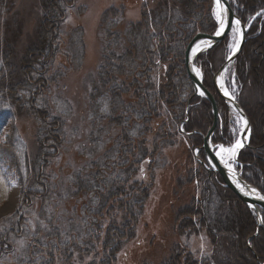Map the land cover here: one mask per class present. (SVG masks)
Masks as SVG:
<instances>
[{
  "label": "trees",
  "instance_id": "1",
  "mask_svg": "<svg viewBox=\"0 0 264 264\" xmlns=\"http://www.w3.org/2000/svg\"><path fill=\"white\" fill-rule=\"evenodd\" d=\"M49 1L52 4L54 0ZM236 4L237 8L233 9L244 24L257 10L264 8V0H236ZM210 5L211 0H164L155 8L143 10L137 23L127 25L121 22L120 10L111 9L105 13L100 27L102 60L89 95V151H79L81 159L72 164L66 161L68 121L61 111L57 113L52 97L43 96L51 83L52 87L56 85L53 81L58 68L51 67L47 60L55 53L52 41L61 9L57 6L59 15L54 12L52 20L45 19L41 24L44 37L38 44H31L20 57H15L14 48L0 47V203L10 183H18L23 191H30L26 197L27 208L21 211L23 217L16 223L17 232L8 227L5 230L7 224L0 226V264H59L58 260L62 259L60 264H65L64 260L66 264H120L122 257L133 262L128 250L144 241L140 236L141 227H146V209L156 198L155 185L162 189L161 200L166 201V212L173 216L169 208L176 198V178H182L186 172L184 165L191 169L189 178L203 177L196 171L201 166L192 157L191 148L201 145V137L184 135L179 125L186 118L184 109L192 95L182 61L183 50L194 34L211 35L215 30ZM45 22L53 24L43 30ZM249 27L233 68L235 80L242 88L255 73L256 82L253 83L260 96L254 106L241 103L252 124L249 142L252 148L240 152L239 161L243 164L242 178L264 193V81H257V74L264 75V62L260 67L258 57L255 59L253 54L254 47L260 43L264 45V22L259 35H256V23ZM46 35H50L48 54L43 53L41 44ZM225 42L226 39L195 60L210 79L224 63L226 56L216 65L211 59L217 51L223 50ZM248 47L252 50L247 51ZM258 52L264 59V51L256 50L255 53ZM36 57L39 61L33 62ZM65 57L73 60L70 52ZM203 83L214 93L211 80L210 86L205 80ZM216 100L222 115L226 105L218 96ZM189 105V119L182 126L183 131L200 130L197 125L202 123L205 128L210 121L208 104L194 97ZM20 110L35 115L46 124H43V134L38 138L39 149L32 162L14 126H10L14 113ZM6 128L10 129L4 134ZM196 137L198 139L194 140ZM175 145L177 150L163 152ZM45 158L46 164L43 163ZM161 159L165 160L161 167L153 166ZM141 167L144 180L140 178ZM160 173L162 177L158 180ZM205 187L199 189L200 202L201 198L209 197L210 190L208 194V187ZM216 190L223 196L228 214L211 219L206 212L208 222L203 213L200 217L207 229H210V221L214 230L209 232L214 245L218 242L221 246L224 242L230 245L223 253H227L231 261L217 255L218 259L223 264L235 261L257 264L256 253L257 259L264 261L263 231L251 238L255 232L254 217L231 192ZM196 210L193 208L190 213L199 215ZM158 213L161 214V209ZM179 215L177 213V217ZM41 221L47 229L40 226ZM170 222L164 223V231L171 228ZM33 226L34 232L31 231ZM22 239L27 243L21 249L16 241ZM183 261L175 256L160 264H195L191 257L190 262Z\"/></svg>",
  "mask_w": 264,
  "mask_h": 264
},
{
  "label": "rangeland",
  "instance_id": "2",
  "mask_svg": "<svg viewBox=\"0 0 264 264\" xmlns=\"http://www.w3.org/2000/svg\"><path fill=\"white\" fill-rule=\"evenodd\" d=\"M58 1L61 0H54L52 1V4H50L51 2L49 0H0V47L4 49H6V47L14 48L13 52H15V57H20L21 54L31 46V44H38L40 38L44 37L42 35L43 33L41 34V24L45 19L49 18L52 20L54 12L57 13V6L61 9V15L57 18V25L55 24V38L52 41V45L56 47L55 53H53V55L51 54V57H48L47 60L51 67L58 68V73L53 81L56 82V85L55 87H52L53 83H51L43 93V96L44 94H47L49 97H52V100H54L57 105V113L61 111L63 113L62 117L68 121L65 132L68 137V142L70 141L71 143H69L66 148V153H68L66 161L68 162V159H70L71 161H69V163L71 162L70 164H72V162L81 159L79 151L83 150L85 153H88L89 151L88 141L90 140V137L87 139L91 113V109L89 108V95L94 89L92 86L97 79V71L100 68L102 60L101 50L103 46V36L100 33V27L103 16L111 9H118L120 11H117L122 13V24L125 23V25H127L130 23H137L141 18L143 10L148 11V9L155 8L158 3L164 2V0ZM65 1L68 4L63 3ZM228 4L232 13H235L234 9L237 8L235 7L237 6L236 0H228ZM211 5L209 8L212 14L213 8ZM205 7L207 8L208 4ZM257 13H262V15L257 16ZM253 17H255V19H253ZM247 22L249 26L253 24L255 25V23L257 24L258 29L256 35H259V32L261 31L260 26L264 22V8L257 10ZM45 24L43 30H45V28L48 29L47 27L53 23L48 25V23L45 22ZM49 39L50 35L46 40L42 39L41 41V44L43 45L42 51L45 54L50 53V51L47 52L49 49ZM232 39L231 31L226 37L223 50L221 52L217 51V53L212 56L211 61L215 63L214 65L219 63L221 58L224 59V57L230 53L228 45L232 42ZM251 48L252 47H248L246 50L251 51ZM263 48L264 45L261 43L253 48L255 49L253 54L255 59L258 57L257 63L260 64V67L263 65L262 63L264 62V59H261L262 55H259V52L258 54L255 52L256 50H261V52H263ZM68 52H70L73 60H68L67 57H65V54H68ZM170 55L174 56L172 53ZM35 61H39L37 60V57L33 62ZM68 61H70V64ZM18 65L20 68L21 65L16 63V66ZM253 75L256 76L255 73ZM254 76H251V78L249 77V80L247 81L250 82L242 88L239 82L235 80V71L233 67L229 68L225 75L224 80L227 82L229 87L227 88L230 94H234L235 99L240 103H243V105L254 106L260 96L259 91H255L256 89L254 85L256 83L253 82H256V79ZM257 78H259L257 81H264V75L257 74ZM204 80L208 86H210V75L207 77L206 73L205 75L203 74V81ZM233 84H235L234 93L232 92ZM49 88H52L50 93ZM43 113L44 111H42V114ZM199 115L203 116L202 113ZM237 116L239 115L229 108L223 112L214 133L212 143L213 152L216 151L214 144H223L228 147L239 137V131L241 128L237 123ZM13 117L10 126H14L16 134L25 146V153L29 155V160L32 162L39 149L38 138L39 135L43 134L44 123L40 122L35 115H32L25 110H20V112H16V114L14 113ZM211 122L209 121L206 123L205 128H202V125H197V127L200 128L202 134L201 137L204 136L211 127ZM44 125L46 126V124ZM9 129L6 128L4 134L8 132ZM197 136L199 137V135ZM198 137L194 140L198 139ZM200 141V144L202 145V138ZM188 146L191 147L192 143L189 142ZM196 147H191L192 155H194V149ZM177 149L178 148L175 145L172 146L171 150L166 149L163 152L168 153L169 151H175ZM196 154H198L199 158L203 159L202 152L198 153L197 151ZM47 162V158H45L43 163L46 164ZM164 162V159L158 160L153 166L161 167ZM188 166L191 168L190 164H188ZM233 167L238 171L235 164H233ZM184 169H186V172L182 174V178H176V198L172 201L173 204L169 208L173 210V216L170 215L168 210V212H166L167 204L164 203L166 201L161 200L163 194L162 189L158 185H155L153 192L156 198L151 200V205L146 209V227H141L142 232L140 236L144 241L138 244L136 246L137 248L133 247L128 250L129 254L133 257L130 258L133 262H130L127 257H122L120 264H137L139 262H143V264H160L162 260H168L170 257L175 256L184 259L183 262H185V260L189 261L191 257V260L195 264H223V262L218 259V256L225 261L226 259H228L229 262L231 261L229 255L227 256L226 252V255L223 253L229 249L228 247L230 245L226 242L222 243V246L220 242H218L217 245H214L211 242L209 230L214 229L211 228L210 221L208 223L210 229L205 228L202 216L206 217L207 212L210 214L211 219H219L228 214L227 204L225 202V204L223 203V196L218 193L219 191L216 189H221L222 191L225 189L231 192L236 199H238L237 196L231 190L225 188L221 181H216L217 178L214 179L215 175L212 176L213 178L209 176V178H207V173L205 174L201 167L196 169V171H199L200 175L203 176L198 179L189 178L191 175V173H189L191 169L187 167V164L184 165ZM161 177L162 174H158V180H160ZM144 179L145 177L143 180ZM212 185L213 187L218 186L219 188L214 190ZM204 187H208L207 193L209 194L210 190V194L206 199L201 198L200 202L201 191L199 189H204ZM8 188L4 200L0 203V226H2V224H7L5 230L9 225H14L15 222L18 223L23 217L21 211L24 208H27V205L23 201L22 189L18 186V183H10ZM181 191H185V194H182ZM219 194L221 196L220 198ZM156 201L159 203L158 205ZM238 201L249 210V214L251 217H254L255 220L253 210L241 202L240 199H238ZM195 207L198 209L196 210ZM193 208L199 212V215L197 214L198 216L190 213ZM159 209H161V214L158 213ZM216 210H218L217 214H215ZM177 213H180L178 217ZM200 213H203L201 217ZM156 214L159 215L153 217ZM207 220L210 219L206 217L205 221ZM169 222L171 228L164 231L163 225L166 226ZM254 228H256V220ZM260 229L263 230L264 226H261ZM230 240H232V237ZM202 244L204 245L205 255H201ZM62 260H58L59 264ZM64 261L66 264V260ZM260 262L264 264V261ZM234 264H238V262L235 261Z\"/></svg>",
  "mask_w": 264,
  "mask_h": 264
},
{
  "label": "water",
  "instance_id": "3",
  "mask_svg": "<svg viewBox=\"0 0 264 264\" xmlns=\"http://www.w3.org/2000/svg\"><path fill=\"white\" fill-rule=\"evenodd\" d=\"M224 6L229 10V14H228V18L229 21H231L232 19H239L238 17H236L234 15V13H232L229 4H228V0H222ZM213 7H214V0H213ZM240 20V19H239ZM218 27V25H217ZM241 27L243 29V38L241 40V44L239 47V50L236 52V54L232 57L231 60H228L227 58L225 59L224 64H222L215 72V75L213 76L212 82L213 83V89L215 91V93H217V95L221 98V100L223 101L224 104H228L229 108H233L237 114H240V116H243L247 121H248V128H250L251 130V124L249 122V119L247 118L246 113H244L243 109L241 108L240 104L237 103L235 100L234 101H229L224 95L223 93H221L219 85H217L216 83V79L217 77H219L221 74L225 73V69H228L231 65H233L235 63V59L237 58V56L241 53L242 51V47L245 43V34H246V30L247 28L244 26V24L241 21ZM231 27L226 28L225 30V34L220 36V37H216L213 33V35H207L205 33H197L195 34L192 39H190L189 43L187 44V46L184 49V54H183V62H184V69H185V73L187 74V77L189 79V82L192 86V94L193 97L194 96H199L200 98L204 99L207 101L208 104H210L211 109H212V115H213V120L211 122V127L208 129V131L206 132V134L204 136H202V145L200 147V150L203 151V158L204 161H201L202 165L204 166V168L210 172L213 173L215 175H218V177L221 179L222 184L225 188L231 190L238 199H240L241 202H243L246 206H248L250 209L254 210L255 212V220H256V229H255V234L252 236V238H254V236L257 235V233L259 232V228L261 227V224L259 223V220L261 219V212H264V201H260V200H256L254 199L251 195L249 196H245L240 189H237L236 183H234L233 181L235 180L236 182H238L241 187L244 188V191L246 192H251V190L254 188L253 186H250L248 183H246V181L241 177V169L236 172L234 169V173L235 175L233 176L231 173H229L228 169L224 167L223 164L220 163L219 159H217V157H215L213 151H212V140L214 137V133L217 129V122H218V118H219V114H218V108H217V104H215V99L213 97V94L210 93L208 91V89L204 86V84L202 83L201 79H198L195 75V73L192 71L193 67H197V65L195 64L194 60L201 54L213 49V47H215L216 45H218L220 42H222L224 40V37L227 36V34L230 32ZM207 39H211L213 41L212 47L207 48L205 45H201V51H199L197 53V56L193 57L192 55V48L195 47L196 43H199L201 40H207ZM230 55V54H229ZM197 87L201 88L204 92H205V96L201 97L198 92L196 91ZM196 133V132H193ZM250 132H241L239 138L242 139V137L244 135H247L248 139L244 142V147L241 148L239 150L242 151L244 149H249L250 145H249V139H250ZM239 152L237 154V158L235 163L240 167L241 163L239 162L238 158H239ZM209 161H211V163H209ZM256 189V188H255ZM257 192H260L258 189H256ZM261 195H264L260 192ZM251 206V207H250Z\"/></svg>",
  "mask_w": 264,
  "mask_h": 264
},
{
  "label": "snow or ice",
  "instance_id": "4",
  "mask_svg": "<svg viewBox=\"0 0 264 264\" xmlns=\"http://www.w3.org/2000/svg\"><path fill=\"white\" fill-rule=\"evenodd\" d=\"M229 10L224 6L222 0H214V7L212 9V15L215 18L216 24L218 27L215 28L214 30V35L216 37H220L225 34V30L228 27H231L232 31V42L229 43L228 48L230 51V55H228L227 59L231 60L232 57L236 54V52L239 50L241 40L243 38V29L241 27V20L239 19H232L229 21L228 18ZM257 16L262 15V13H257ZM255 19V17H253ZM213 41L211 39L207 40H201L199 43H196L195 47L192 48V55L193 57L197 56V53L201 51V45H205L207 48L212 47ZM159 63V61H157ZM192 71L195 73L196 77L198 79H203L202 72L199 68L193 67ZM225 72L228 71V69L224 70ZM217 85H219L221 91L223 92V95L229 100V101H234L235 100V95L230 94L229 90L225 87L224 85V76L221 74L217 80H216ZM196 91L198 94L203 97L205 96V92L197 87ZM232 92H235V84H233V89ZM237 123L240 125L241 132H250V128H248V121L243 117V116H237ZM183 130V129H181ZM248 139L247 135H244L241 138H237L234 143L231 144L230 147H226L223 144H214V147L216 148L215 156L219 159L220 163L224 165L225 168L228 169L229 173H231L233 176L235 175L233 168L229 161L235 162L237 158V154L241 148L244 147V142ZM147 163V161H145ZM211 163V161H209ZM140 173L141 176L140 178H143L144 174V168H140ZM236 183L237 188L240 189V191L245 195L249 196L251 195L254 199L264 201V195H261L260 192H257L255 188L251 190V192H246L244 191V188L241 187V185L236 182L235 180L233 181ZM14 186V185H13ZM251 207V206H250ZM259 223L261 225H264V217H261L259 220ZM29 224H31V221H29ZM40 226L42 228L47 229V225L43 223V221L40 222ZM31 231H35V226L32 227ZM16 243L19 245V248H24L26 246V241L25 240H19L16 241ZM251 243V242H250ZM19 250V249H18ZM206 253L204 252V245H201V255H205Z\"/></svg>",
  "mask_w": 264,
  "mask_h": 264
},
{
  "label": "bare ground",
  "instance_id": "5",
  "mask_svg": "<svg viewBox=\"0 0 264 264\" xmlns=\"http://www.w3.org/2000/svg\"><path fill=\"white\" fill-rule=\"evenodd\" d=\"M197 34V33H196ZM195 35V34H194ZM193 35V36H194ZM192 39V38H191ZM190 41V40H189ZM201 70V69H200ZM201 72H202V70H201ZM226 73L227 72H225V73H223V76H224V79H225V75H226ZM204 74V72H202V75ZM218 78V77H217ZM189 80V79H188ZM217 80V79H216ZM203 81V80H202ZM203 83V82H202ZM204 84V83H203ZM224 85H225V87L227 88L228 87V85H227V82H225V80H224ZM206 87V86H205ZM207 88V87H206ZM220 88V87H219ZM229 88V87H228ZM227 88V89H228ZM208 89V88H207ZM212 89H213V87H212ZM208 91L210 92V93H212L209 89H208ZM220 91H221V89H220ZM213 92H214V89H213ZM221 93H223L222 91H221ZM191 94H192V87H191ZM213 94V97H214V99H215V104H217V100H216V96H218L216 93H212ZM194 97H196V98H199L200 100H203L204 102H206L207 103V101L206 100H204V99H202V98H200L199 96H194ZM193 97V94L191 95V97H190V99H193L194 98ZM219 97V96H218ZM190 99H189V101H190ZM219 99L221 100V98L219 97ZM189 101L186 103V106H185V108H189ZM221 102L223 103V101L221 100ZM208 104V103H207ZM208 108H209V110H208V115H210V122L213 120V115H212V109H211V106H210V104H208ZM217 108H218V104H217ZM218 114H219V108H218ZM220 115V114H219ZM247 118L249 119V117L247 116ZM250 121V120H249ZM200 126L202 125V128H203V123L202 124H199ZM210 125V124H209ZM200 131V130H199ZM240 131H241V129H240ZM240 131H239V133H240ZM201 132V131H200ZM241 134V133H240ZM69 143H71L70 141L67 143V145H65V149L68 147V144ZM228 147H230V146H228ZM250 147H251V145H250ZM216 152V151H215ZM215 152H214V155H215ZM216 157V156H215ZM218 159V158H217ZM69 161H71L70 159H68V162ZM71 163V162H70ZM229 163L231 164V166H232V164H233V162L232 161H229ZM59 164V163H58ZM208 178V177H207ZM255 188V187H254ZM237 189H239V188H237ZM257 189V188H256ZM29 189H27V190H24L23 191V189H22V193H23V198H24V203L27 205V202H28V198H26L27 197V195H29ZM262 226V225H261ZM16 227H17V224H16V222H15V224L14 225H9L8 226V229H10V231H12V232H14V233H16L17 232V230H15L16 229ZM255 231V230H254ZM263 231V233H264V230H262ZM262 231H260V232H262ZM256 232V231H255ZM255 232H254V234H255ZM260 232H258L257 233V235L255 236V237H257V236H259V234H260ZM253 234V235H254ZM248 242V241H247ZM261 247V246H260ZM255 257L257 258V255H256V253H255Z\"/></svg>",
  "mask_w": 264,
  "mask_h": 264
}]
</instances>
